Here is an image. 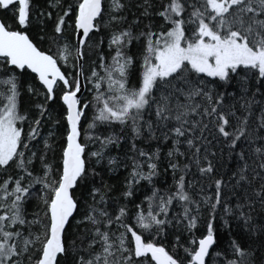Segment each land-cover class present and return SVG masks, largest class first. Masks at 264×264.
Returning a JSON list of instances; mask_svg holds the SVG:
<instances>
[{
    "label": "snow or ice",
    "instance_id": "1",
    "mask_svg": "<svg viewBox=\"0 0 264 264\" xmlns=\"http://www.w3.org/2000/svg\"><path fill=\"white\" fill-rule=\"evenodd\" d=\"M0 10V264H264V0Z\"/></svg>",
    "mask_w": 264,
    "mask_h": 264
},
{
    "label": "trees",
    "instance_id": "2",
    "mask_svg": "<svg viewBox=\"0 0 264 264\" xmlns=\"http://www.w3.org/2000/svg\"><path fill=\"white\" fill-rule=\"evenodd\" d=\"M72 2H74V0H72ZM35 3L37 4L38 7H43L45 5V0H35ZM132 3H136V0H132ZM10 15V14H7ZM6 16V13L3 10H0V18H3ZM131 20V17H130ZM49 27H51V25H49ZM36 29L33 28V34H35ZM47 45H45L46 47ZM30 103L28 97H24V99L22 100V105H28ZM259 115V112L257 110L256 116L253 117L254 120L257 119ZM91 117V113H89V118ZM113 154L115 155L116 153L113 152ZM193 171H195V169H193ZM161 179H166L168 184H171L172 180H171V172L169 171V173L167 174V176H162ZM73 231H75V229H73ZM232 235L239 237L241 235V230L238 229L235 225V223L233 222L232 225ZM230 236L229 233L226 230H222L221 231V242H222V247L223 248H228V240H229ZM213 256H215V254H213ZM229 258H235L232 256L231 250L229 249L226 255H222L219 258H216V262L215 264H221L222 261H225Z\"/></svg>",
    "mask_w": 264,
    "mask_h": 264
}]
</instances>
